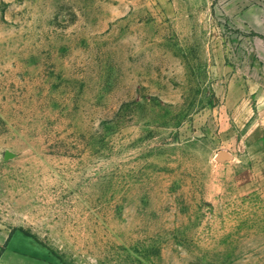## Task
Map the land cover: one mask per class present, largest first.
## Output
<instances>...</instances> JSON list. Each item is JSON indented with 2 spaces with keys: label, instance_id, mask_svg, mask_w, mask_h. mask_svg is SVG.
<instances>
[{
  "label": "rangeland",
  "instance_id": "rangeland-1",
  "mask_svg": "<svg viewBox=\"0 0 264 264\" xmlns=\"http://www.w3.org/2000/svg\"><path fill=\"white\" fill-rule=\"evenodd\" d=\"M3 248L264 264V0H0Z\"/></svg>",
  "mask_w": 264,
  "mask_h": 264
},
{
  "label": "crops",
  "instance_id": "crops-1",
  "mask_svg": "<svg viewBox=\"0 0 264 264\" xmlns=\"http://www.w3.org/2000/svg\"><path fill=\"white\" fill-rule=\"evenodd\" d=\"M13 233H14V232H13ZM13 233H12V234H13ZM12 234L8 237V239H7V241H6L5 245H4V248L6 247L8 241L11 239ZM4 248H3V249L1 250V252H0V260H1V254H2V252H3V250H4ZM0 264H1V263H0Z\"/></svg>",
  "mask_w": 264,
  "mask_h": 264
},
{
  "label": "trees",
  "instance_id": "trees-1",
  "mask_svg": "<svg viewBox=\"0 0 264 264\" xmlns=\"http://www.w3.org/2000/svg\"><path fill=\"white\" fill-rule=\"evenodd\" d=\"M21 231H23L24 233H26L24 230H21ZM27 234V233H26ZM28 235V234H27Z\"/></svg>",
  "mask_w": 264,
  "mask_h": 264
}]
</instances>
